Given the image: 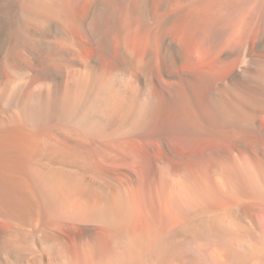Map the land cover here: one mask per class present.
<instances>
[{
	"label": "bare ground",
	"instance_id": "bare-ground-1",
	"mask_svg": "<svg viewBox=\"0 0 264 264\" xmlns=\"http://www.w3.org/2000/svg\"><path fill=\"white\" fill-rule=\"evenodd\" d=\"M251 43L264 0H0V264H264Z\"/></svg>",
	"mask_w": 264,
	"mask_h": 264
},
{
	"label": "rangeland",
	"instance_id": "rangeland-1",
	"mask_svg": "<svg viewBox=\"0 0 264 264\" xmlns=\"http://www.w3.org/2000/svg\"><path fill=\"white\" fill-rule=\"evenodd\" d=\"M251 48L250 50L248 51V57L247 58H244V54L243 52H238L236 55H234L232 57V59H234V67L233 69H231L230 73H229V76L230 77L231 75L233 76H236L238 78L242 77V75L244 74V72H249L250 75L252 77H256L258 76L260 79H257V80H260V81H257V85L260 87L261 84L263 85V81H264V59L262 57H260V53L256 50L254 44L251 43ZM254 46V47H253ZM264 55V54H262ZM246 69V70H245ZM245 70V71H244ZM249 70V71H248ZM242 73H241V72ZM262 77V78H261ZM256 82V81H255ZM254 82L252 81V78H241L239 80V85L241 88H244V90H251L253 88V86H256ZM252 87V88H251ZM255 89V88H253ZM237 99L241 102L240 104L238 103L237 105V108L233 109V110H229V114H230V117H229V120L228 121H237V122H240V121H243V116H244V112L245 110H247L246 106L250 108L251 106V109L253 108V104H251V101L249 102L251 105H249V103H244L240 100V98L237 97ZM244 108V109H243ZM259 112L261 110L264 111V106L263 107H259ZM250 147L251 148H254V144L253 143H249ZM253 144V145H251ZM264 144L260 145L261 149L259 148L260 151H262V153L264 152Z\"/></svg>",
	"mask_w": 264,
	"mask_h": 264
}]
</instances>
